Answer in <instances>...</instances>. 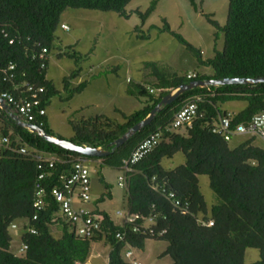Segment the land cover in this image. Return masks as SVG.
<instances>
[{
  "label": "trees",
  "instance_id": "trees-1",
  "mask_svg": "<svg viewBox=\"0 0 264 264\" xmlns=\"http://www.w3.org/2000/svg\"><path fill=\"white\" fill-rule=\"evenodd\" d=\"M130 1L0 0V97L6 91L17 93L29 82L44 88L41 100L46 109L60 91L46 75L62 13L68 8L114 12L124 18L135 13L143 25L157 0H152L143 12L128 13L125 7ZM190 2L197 9L193 0ZM211 16L205 15L208 23L224 34L222 51L214 49L211 58H204L201 50L173 31L166 20L160 29L171 34L197 60L202 69L195 70L194 77L188 78V72L180 73L166 64L146 62L144 68L150 81L129 79L125 88L129 96L140 101V108L122 113L121 120L98 115L68 121L72 137L67 140L110 151L105 156H86L50 143L19 126L10 112L0 108V133L10 138L9 145L0 144V264L86 263L95 242L110 246L107 264H133L138 260L133 255L127 258L126 252L143 249L147 239L165 241L163 255H168L172 264H244L249 248L259 251L256 264H264V147L253 144L251 138L230 148L229 139L212 131L220 116L228 115L230 129H234L263 112L264 82L187 90L156 113L150 124L111 150L115 139L145 118L164 95L179 85L192 80L264 76V0H228L223 26ZM135 31L139 39L149 38L139 26ZM58 56L73 59L78 67L62 80L65 99L69 100L87 86L86 81L71 86L79 77L82 56L75 50ZM195 97H199L198 111L203 115L184 128L185 133H179L180 128L171 125L173 116L185 100ZM231 101H244L246 107L235 114L220 109V104ZM31 123L55 135L47 114ZM152 134H159L154 148L130 166L125 175L124 211L136 216V220L124 223L120 218L117 223L107 211L99 209L98 203L112 197L110 185L101 176L107 192L96 200L91 197L89 202L76 203L98 219L101 228L91 237L76 236L73 224L60 214L53 196L55 189L64 188L73 159H92L101 166L120 169L122 161ZM20 147L26 153H20ZM178 152L183 153L184 163L164 168L162 160ZM199 175L208 177L217 204L207 206ZM36 200L41 202L40 208L33 206ZM22 219L25 223L20 247L14 251L10 228ZM210 220L212 225L208 226ZM117 233L123 238L115 237Z\"/></svg>",
  "mask_w": 264,
  "mask_h": 264
},
{
  "label": "rangeland",
  "instance_id": "rangeland-1",
  "mask_svg": "<svg viewBox=\"0 0 264 264\" xmlns=\"http://www.w3.org/2000/svg\"><path fill=\"white\" fill-rule=\"evenodd\" d=\"M152 0H131L125 7L129 13L139 10L145 11ZM197 9L190 0H157L156 8L148 16L143 25L137 14L131 13L129 18L119 16L114 12H101L89 9H66L61 15V21L68 25V30L60 27L55 32L54 49L48 60L47 78L50 79L59 91L46 107L49 126L56 136L64 139L72 137L68 121L73 118H89L107 116L110 119L121 120L122 113L130 114L141 107L136 98L129 96L126 85L132 81H150L146 62L166 64L180 72L194 73L202 69L189 50L179 43L171 34L160 29L163 19L170 28L181 34L193 46L199 48L204 58H211L215 50L222 51L224 34L208 23L205 15H212L219 26L225 24L228 11V0H193ZM136 26L149 36L148 39H139L135 31ZM75 50L82 58L79 77L72 82V87L80 81H86L87 86L71 99L63 90L62 80L75 67L74 60L67 56L59 57L60 52ZM204 69V68H203ZM208 74L210 71H207ZM195 74V73H194ZM221 110L238 113L246 107L244 101H231L219 105ZM185 133L184 128L178 129ZM254 138L253 144L264 147V140L249 133L233 135L228 140L230 148ZM184 163L182 152L172 158H164L161 162L164 168H174ZM87 165L91 177V194L96 200L107 189L100 182L101 176L110 185L112 197L105 198L98 203L99 209L107 211L115 222L120 216L116 211L124 212L125 189L118 185L120 169L101 166L99 161L88 160ZM200 191L207 206L218 203V198L209 187L206 175H199ZM88 206H95L89 203ZM25 220H18L16 229L10 228L12 235V249L20 247V234ZM167 243L163 240L147 239L143 249H131L133 258L140 264H172L168 255H163ZM110 246L103 242L92 244L89 259L92 264H107ZM260 259L257 249H246L244 264H256Z\"/></svg>",
  "mask_w": 264,
  "mask_h": 264
},
{
  "label": "built area",
  "instance_id": "built-area-1",
  "mask_svg": "<svg viewBox=\"0 0 264 264\" xmlns=\"http://www.w3.org/2000/svg\"><path fill=\"white\" fill-rule=\"evenodd\" d=\"M63 30H68L69 27L65 23L61 24ZM44 53L46 49L42 50ZM13 69V65L10 66ZM194 73H189L188 78L194 77ZM23 89H18L17 93L3 92L1 94L2 100L11 108V112L15 113L21 121L31 123L38 116H44L46 109L42 107L41 95L44 88L36 86L32 83L25 82L22 86ZM199 97L194 99L185 100L180 108L175 112L172 120V127L174 128H188L197 116H202L203 112L198 111L197 101ZM212 131L221 134L225 139H230L236 134L249 133L258 136L264 140V111L255 114L248 123H239L234 129H230V120L227 116H220L218 121L213 124ZM159 134H152L143 139L133 150L131 155L122 161L120 170L122 173L118 176V185L122 188L125 187V175L130 170V166L137 163L144 155L150 152L155 144ZM0 144L5 146L10 144L9 136L0 133ZM20 153H26L24 147L19 148ZM39 158V156L37 155ZM52 160V158H47ZM51 165V161H50ZM43 174L39 175L42 178ZM37 187L39 185L37 184ZM39 193V191L37 192ZM172 196V193H169ZM55 201L59 204L60 214L67 218L74 226V231L78 237H91L94 236L96 231L101 228L100 221L96 219L89 211L83 206H77L78 202H89L91 199V179L89 166L87 161L78 157L73 159L72 168L69 176L65 179L64 188H58L53 191ZM41 202L36 200L33 204L34 207L40 208ZM117 215L123 219L124 223L133 222L136 216L127 214V212L117 211ZM126 214V215H125ZM208 226L212 225V221L206 223ZM17 225L12 224V228L16 229ZM135 230V229H134ZM34 230H31L33 232ZM115 237L122 239V235L117 233ZM133 252L129 250L126 252L127 258H132ZM133 264H140L138 261L133 260ZM76 264H85L76 262Z\"/></svg>",
  "mask_w": 264,
  "mask_h": 264
},
{
  "label": "water",
  "instance_id": "water-1",
  "mask_svg": "<svg viewBox=\"0 0 264 264\" xmlns=\"http://www.w3.org/2000/svg\"><path fill=\"white\" fill-rule=\"evenodd\" d=\"M260 82L261 83L264 82V76L258 78L233 77V78L210 79V80H192L188 83L179 85L177 88L164 95L160 100V102L151 109V111L145 118L135 123L123 135L115 139L111 143V145H113L111 150H114L116 147H119L133 134L140 131L143 127L147 126L148 124H150L156 113L161 111V109L167 104L172 103L180 94H182L187 90H190L195 87H206L209 85L218 86V85H227V84H248V83H260ZM0 108L4 109L7 112H10V116L17 122L19 126L25 127L30 131L38 134L44 140L59 145L67 150L91 157H102L110 153V151L105 150L104 148L101 147L77 145L74 142L69 141L67 139H63L56 135L48 134L43 128L39 127L38 125L21 121L16 114L11 112V108L4 103L2 98H0ZM85 264H90V263L86 262Z\"/></svg>",
  "mask_w": 264,
  "mask_h": 264
},
{
  "label": "crops",
  "instance_id": "crops-1",
  "mask_svg": "<svg viewBox=\"0 0 264 264\" xmlns=\"http://www.w3.org/2000/svg\"><path fill=\"white\" fill-rule=\"evenodd\" d=\"M62 23H64V22H62ZM46 114H47V112H46ZM87 262L90 263V264H92V262H91V260L89 258H88V261Z\"/></svg>",
  "mask_w": 264,
  "mask_h": 264
},
{
  "label": "clouds",
  "instance_id": "clouds-1",
  "mask_svg": "<svg viewBox=\"0 0 264 264\" xmlns=\"http://www.w3.org/2000/svg\"><path fill=\"white\" fill-rule=\"evenodd\" d=\"M190 73V72H189ZM13 113V112H12ZM15 114V113H14ZM92 195V194H91ZM117 212V211H116Z\"/></svg>",
  "mask_w": 264,
  "mask_h": 264
}]
</instances>
